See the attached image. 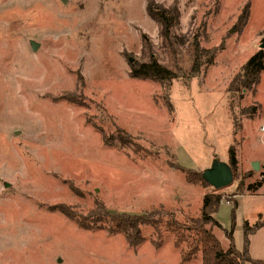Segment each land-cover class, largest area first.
Segmentation results:
<instances>
[{
	"label": "rangeland",
	"instance_id": "obj_1",
	"mask_svg": "<svg viewBox=\"0 0 264 264\" xmlns=\"http://www.w3.org/2000/svg\"><path fill=\"white\" fill-rule=\"evenodd\" d=\"M154 2L178 10L168 39L147 16V0H0V264H180L167 232L157 247L144 229L133 250L120 234L79 229L52 210L58 203L87 211L98 202L128 214L160 206L185 222L215 191L223 199L213 233L226 249L224 231L232 230L239 252L243 223L264 218V185L246 191L264 173V72L255 93L232 101L227 92L259 50L264 0ZM195 38L218 52L191 76ZM151 57L177 75L166 90L129 77V62ZM258 104L259 113L244 114ZM117 128L143 154L104 145L99 131ZM230 148L238 160L230 185L187 182L185 171L200 176L214 162L227 164ZM247 253L264 264V224Z\"/></svg>",
	"mask_w": 264,
	"mask_h": 264
},
{
	"label": "trees",
	"instance_id": "obj_2",
	"mask_svg": "<svg viewBox=\"0 0 264 264\" xmlns=\"http://www.w3.org/2000/svg\"><path fill=\"white\" fill-rule=\"evenodd\" d=\"M146 14L158 25L160 35L165 39L170 37V30L178 24L179 20V13L175 7L165 8L157 5L154 0H147ZM248 17L249 5L245 4L238 18L240 28L247 24ZM261 45H263L262 49L254 53L240 72L230 81L227 92L231 94L232 101L255 93L261 75L264 72V37ZM193 47L194 57L189 73L191 76L197 75L201 69L207 70L218 52L216 49L206 50L202 48L196 38L194 39ZM128 68L130 78L153 82L165 90L177 79V75L163 68L153 57L145 64L129 62ZM77 79L80 80V77ZM71 102L80 104V98H73ZM82 106L86 107V104L82 103ZM166 107L168 110L171 108L169 105H166ZM260 110V105L258 104L244 114L253 117ZM237 129L238 127L234 125L233 130L236 131ZM99 132L104 145L121 149L131 148L135 153L143 154L142 148L122 129L117 128L112 134H106L102 130ZM227 165L230 167L232 176H235L237 174L238 160L235 158L233 148L229 149ZM185 172L184 175L187 182L208 185L203 181L201 175L196 176L188 171ZM251 176L252 173L246 175L248 178ZM263 185L264 173L262 178L249 184L246 187V191L249 195H254ZM69 188L75 192L71 185H69ZM222 199L223 197L215 191L203 195L198 216L185 222L176 220L173 211L160 206L139 214L112 213L98 202L93 209L87 211H82L76 206L65 203H58L51 208L73 222L81 230L90 232L102 231L109 236L122 235L127 247L133 250L137 249L145 241L144 229L152 230L155 240H151V243L157 247L161 245V233L165 231L171 236L172 244L179 252L180 264L189 263L196 258H199V264H245L247 262L261 264L250 259L247 253V246L249 236L262 227L264 218L259 216L258 221L251 226L248 222L243 223L244 250L242 252L234 248L231 237L232 230L229 232L224 231L228 246L223 249L213 233V229L219 227L213 215L217 212Z\"/></svg>",
	"mask_w": 264,
	"mask_h": 264
},
{
	"label": "water",
	"instance_id": "obj_3",
	"mask_svg": "<svg viewBox=\"0 0 264 264\" xmlns=\"http://www.w3.org/2000/svg\"><path fill=\"white\" fill-rule=\"evenodd\" d=\"M36 44L30 43L31 50L36 49ZM263 45H260L259 49H262ZM251 169L253 171L258 170L257 162L251 164ZM204 182H206L212 189L219 190L232 183V172L230 167L226 163L214 162L211 167L201 174Z\"/></svg>",
	"mask_w": 264,
	"mask_h": 264
},
{
	"label": "built area",
	"instance_id": "obj_4",
	"mask_svg": "<svg viewBox=\"0 0 264 264\" xmlns=\"http://www.w3.org/2000/svg\"><path fill=\"white\" fill-rule=\"evenodd\" d=\"M261 131H263V132H264V128H262V129H261Z\"/></svg>",
	"mask_w": 264,
	"mask_h": 264
},
{
	"label": "crops",
	"instance_id": "obj_5",
	"mask_svg": "<svg viewBox=\"0 0 264 264\" xmlns=\"http://www.w3.org/2000/svg\"><path fill=\"white\" fill-rule=\"evenodd\" d=\"M222 246V245H221ZM223 248V247H222Z\"/></svg>",
	"mask_w": 264,
	"mask_h": 264
}]
</instances>
